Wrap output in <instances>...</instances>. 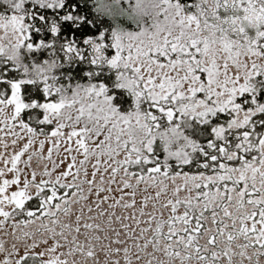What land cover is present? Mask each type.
I'll list each match as a JSON object with an SVG mask.
<instances>
[{"label":"snow or ice","instance_id":"snow-or-ice-1","mask_svg":"<svg viewBox=\"0 0 264 264\" xmlns=\"http://www.w3.org/2000/svg\"><path fill=\"white\" fill-rule=\"evenodd\" d=\"M0 264H264V0H0Z\"/></svg>","mask_w":264,"mask_h":264}]
</instances>
